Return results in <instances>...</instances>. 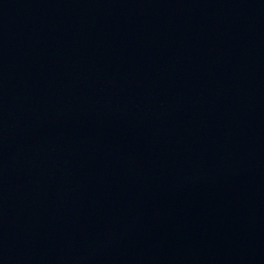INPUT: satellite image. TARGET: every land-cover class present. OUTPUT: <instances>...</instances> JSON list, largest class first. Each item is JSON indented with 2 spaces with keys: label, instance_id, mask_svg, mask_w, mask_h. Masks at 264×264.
I'll use <instances>...</instances> for the list:
<instances>
[{
  "label": "water",
  "instance_id": "1",
  "mask_svg": "<svg viewBox=\"0 0 264 264\" xmlns=\"http://www.w3.org/2000/svg\"><path fill=\"white\" fill-rule=\"evenodd\" d=\"M0 264H264V0H0Z\"/></svg>",
  "mask_w": 264,
  "mask_h": 264
}]
</instances>
